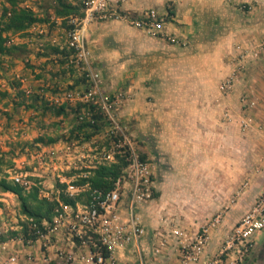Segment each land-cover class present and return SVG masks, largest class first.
<instances>
[{
  "label": "crops",
  "instance_id": "crops-1",
  "mask_svg": "<svg viewBox=\"0 0 264 264\" xmlns=\"http://www.w3.org/2000/svg\"><path fill=\"white\" fill-rule=\"evenodd\" d=\"M122 9L133 15L157 11L167 18L165 31L182 35L189 46L179 51L150 42L140 31L113 21L93 22L86 32L105 84L127 87L134 95L121 115L144 144L155 189L153 200L137 207L143 229L138 246L126 243L114 255L122 264H137L139 255L143 264H178L182 244L195 237L242 181L231 167L234 137L220 130V109L233 98L224 97L219 84L235 43L254 48L264 38V0H126ZM247 70L263 85L264 54ZM207 187L209 193L202 190ZM250 206L243 203L211 231L198 264L213 258ZM120 212L125 217L124 205ZM260 236L252 239L242 264H264ZM38 242L47 243L46 238ZM4 244L0 264L10 254L39 248ZM46 252L54 257L51 247Z\"/></svg>",
  "mask_w": 264,
  "mask_h": 264
},
{
  "label": "rangeland",
  "instance_id": "rangeland-1",
  "mask_svg": "<svg viewBox=\"0 0 264 264\" xmlns=\"http://www.w3.org/2000/svg\"><path fill=\"white\" fill-rule=\"evenodd\" d=\"M18 1L20 6L31 9L38 17L47 19L48 22L32 26L26 36H10L7 45H22L24 49L10 56H0V161H2L0 180L13 182L12 176L19 168L23 173L40 174L42 177L28 176L26 179L30 181V187L23 189L30 192L31 188L36 186L39 189V198L58 201L59 193L64 192L65 188L57 186L63 185L59 182L60 179L77 178L80 171L65 170L60 162L47 157L39 161V155L47 156L46 153L52 148L72 143L78 145V151L85 157V163L92 161L94 155L100 151H114L116 157L124 159L127 153L126 148L121 145L122 141H119L120 132H112V125L100 106L92 101L82 102L78 99L77 96L81 98L91 88V82L82 66L76 64L73 52L65 59L53 51L56 47L59 51L71 50L68 48V32L71 29L69 18L65 20V26L61 19L55 18L50 0ZM70 1L83 7V0ZM6 5L7 0H0V16L2 8ZM111 21L140 31L150 42H162L179 51L189 46V40L180 34L167 32L165 28L157 32L136 29L122 19L106 22ZM165 21L166 25V16ZM263 43L264 38L254 48L244 47L243 43H235L233 53L225 61V68L228 71L220 80L219 89L224 97L228 98L229 95V99L233 100L227 103L228 106L220 109V130L221 135L224 134L223 131H227L228 135L234 137V145L232 143L229 145L232 154L230 161L233 164L231 167L232 171L235 169L236 177H240L242 181L209 220L220 216L222 223L228 215H236L242 209L243 203L251 204L248 209L250 210L264 189V79L263 85H258L259 80L254 79L247 70L250 63L256 61L258 63L264 54ZM87 50L91 68L98 75L97 79L104 97L111 103L115 101L117 95L120 96L119 102L112 107L119 127L141 159L149 163L143 150L144 144L132 135L129 123L125 122L121 115L125 105L133 100V93L127 90V87L110 88L105 84L88 46ZM248 59L253 60L246 64ZM66 93L75 94V99L65 100ZM36 97H41L42 100H36ZM44 102L47 107L58 108L65 105L69 116H52L44 108ZM29 105H33V108H26ZM79 105L82 111L77 113L78 118L75 119L76 115L74 116L71 110L77 109ZM92 105H96L95 111L92 110ZM95 114L100 115L98 131L93 129L96 122L93 119ZM82 122L90 123L88 130L72 135L71 130ZM38 137L55 138L57 141L49 145L35 143L34 140ZM117 161L118 158L114 163ZM110 164L112 163L105 165ZM78 182V178L73 181L76 184ZM202 190L210 192L208 187ZM82 195L79 197L80 202L86 200L85 194ZM154 196L153 188L152 197L144 203L152 201ZM203 197L209 196L205 194ZM123 201L126 212V193ZM24 224L30 228L27 217L21 213L17 197L12 193L0 191V244L20 239L25 242L34 241L35 239L29 236L30 232L27 235L24 233ZM3 238L5 240L2 241ZM257 242L264 245V231Z\"/></svg>",
  "mask_w": 264,
  "mask_h": 264
},
{
  "label": "built area",
  "instance_id": "built-area-1",
  "mask_svg": "<svg viewBox=\"0 0 264 264\" xmlns=\"http://www.w3.org/2000/svg\"><path fill=\"white\" fill-rule=\"evenodd\" d=\"M125 2L126 0H83V16L68 17L71 26L68 32V48L72 50L76 64L82 66L91 82V88L81 98L77 97L82 102L92 101L98 104L112 125V132H120L119 141H122L121 145L126 148L127 153L125 159L127 165L122 176L116 180L114 189L108 192L91 189L89 183H73L77 178L79 180L87 178L100 165L114 163L117 158L114 151H100L88 163L84 162L85 157L78 151L76 143L56 146L46 153L47 156L39 155V161L47 157L60 162L65 170L80 171L77 178L60 179L59 182L65 185L63 193L67 197L74 199L85 194L86 200L84 202L78 200L74 205H66L58 200V207L51 221L44 220L37 224L27 218L30 228L34 230L35 240L25 242L20 239L6 243L11 242L28 248L37 244L39 246L37 253L29 251L20 256V253L15 252L10 254L3 264H122L115 258L116 250L126 243L138 246L143 229L137 219V207L152 197L154 183L151 167L141 159L119 127L112 107L119 102L120 96L117 95L115 101L111 103L104 97L97 79L98 75L91 68L86 46V32L93 22L122 19L136 29L157 32L164 29L165 16L153 9L133 15L122 9ZM64 98L72 101L75 94L66 93ZM28 176L42 177L40 174L23 173L19 168V171L14 172L12 181L28 189L30 187V181L26 179ZM125 193L127 201L123 217L120 208L124 205ZM220 224V216L211 218L188 244H182L178 264H198L211 231ZM263 231L264 189L251 209L234 225L218 252L207 264H242L251 251L252 239ZM178 235L182 236L181 233ZM45 238L49 245L38 242ZM4 243H1L3 250L6 249ZM49 247L53 249V258L46 254ZM74 249H77V252ZM137 264H143L140 255Z\"/></svg>",
  "mask_w": 264,
  "mask_h": 264
},
{
  "label": "trees",
  "instance_id": "trees-1",
  "mask_svg": "<svg viewBox=\"0 0 264 264\" xmlns=\"http://www.w3.org/2000/svg\"><path fill=\"white\" fill-rule=\"evenodd\" d=\"M51 8L53 10V15L57 19H61L65 26V20L70 16L82 17V7L78 4H74L70 0H50ZM168 14L172 15L173 11L168 10ZM48 22L47 19L38 17V15L31 9L24 8L19 5L18 0H7V5L2 8V13L0 16V56H10L13 53L19 52L24 49L22 45H7V41L10 36L20 35L26 36L28 30L36 25ZM55 53L60 54L63 58H67L70 51H59V49L53 48ZM65 63V62H62ZM42 100L41 97H36V100ZM96 104V103H94ZM21 105V104H19ZM26 108H33V105H29ZM44 108L50 112L54 117L69 116L70 113L66 111V106L62 105L58 108L47 107L46 102H44ZM96 110V105H92V110ZM74 114V118H78L77 113L82 111L81 105L77 109L71 110ZM93 116V115H92ZM95 119V125L93 129L98 131L100 124V115L95 114L93 116ZM99 124V125H98ZM90 126L89 122H82L76 125L74 129L71 130L73 135L75 132H86ZM57 141L55 138H43L38 137L34 140L35 143H42L45 145L53 144ZM118 161L110 165H100L92 171V174L87 178H81L78 184L89 183L91 189L108 192L114 189L115 182L118 178L122 176L123 169L126 167L127 162L124 158L117 157ZM2 164V161H0ZM58 187L64 188L65 185H59ZM0 191L4 193H12L15 195L19 201L21 213L27 218L32 219L35 223L40 224L42 221H51L54 216L55 209L58 207V201H49L47 199H42L38 197L39 189L36 186L31 188L30 192H26L23 187L13 182L7 181L6 179L0 180ZM79 198H69L63 192L59 193V201L66 205H74ZM30 232V237L35 239L34 230L29 228L27 224H24V233L27 235ZM5 240L4 238L2 241Z\"/></svg>",
  "mask_w": 264,
  "mask_h": 264
}]
</instances>
